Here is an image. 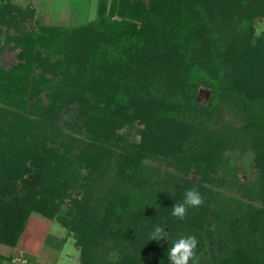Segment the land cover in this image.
<instances>
[{
    "label": "trees",
    "instance_id": "16d2710c",
    "mask_svg": "<svg viewBox=\"0 0 264 264\" xmlns=\"http://www.w3.org/2000/svg\"><path fill=\"white\" fill-rule=\"evenodd\" d=\"M34 14L0 0V55L17 51L0 63V244L37 213L73 233L76 264H167L189 235L196 264H264V0H100L70 26ZM232 153L255 174L240 180ZM193 188L202 206L172 216Z\"/></svg>",
    "mask_w": 264,
    "mask_h": 264
},
{
    "label": "rangeland",
    "instance_id": "374dc122",
    "mask_svg": "<svg viewBox=\"0 0 264 264\" xmlns=\"http://www.w3.org/2000/svg\"><path fill=\"white\" fill-rule=\"evenodd\" d=\"M32 1L36 5V8H34L35 14L32 23L37 27L39 25L48 24H61L70 26L93 20L97 16V6L100 0H13V2L22 6L32 4ZM254 25L256 27L257 33L264 30V17L255 18ZM4 42V34H2L0 36V46L4 45ZM16 52L17 51L15 50L5 49L0 55V63L4 64L5 66H9L12 62L15 61ZM208 97V90L200 88L198 92V101L205 103ZM79 117V111L75 107H71L64 112L61 121L72 122L73 120L79 119ZM131 134L132 135H130V137L131 139H133L135 137L134 132ZM231 158L232 163L237 167L236 172L240 180H247L248 177L253 176L255 174L254 171L251 169V155L249 153H232ZM36 217L42 216L37 213H32L27 221L25 233H27L29 237H32L31 233L36 232L35 235L41 238V236H43L45 233L44 227L39 226L37 230L36 228L34 230L31 229L32 224L34 222L33 219ZM45 219L46 222L44 220H42V222L44 224L49 225V221L51 225V229L49 228L50 232H52L51 235L59 237V240L61 239V237H66V241L63 244L60 253L58 254V261L56 264H76V261L79 256V249L75 245V237L73 233L68 232V230L64 226H62L58 221L54 219ZM38 239L39 238L34 237L33 240ZM23 240L24 239H22L21 237L19 240V244L22 243ZM60 242L62 241L60 240ZM10 249H12V247H7L3 244H0V253L5 256H11V253H14V251H23V249L21 248H16L13 250V252ZM25 254L28 256L26 252ZM31 260L34 261L33 259ZM167 264H170V261H168Z\"/></svg>",
    "mask_w": 264,
    "mask_h": 264
},
{
    "label": "clouds",
    "instance_id": "9594fccd",
    "mask_svg": "<svg viewBox=\"0 0 264 264\" xmlns=\"http://www.w3.org/2000/svg\"><path fill=\"white\" fill-rule=\"evenodd\" d=\"M203 197L195 189L186 190L182 203H176L172 206L171 215L179 220H183L189 208H198L203 204ZM165 237V229L161 226H155L154 232L150 236V240H161ZM197 239L194 236H181L177 238L168 251V259L170 264H189L192 261L196 264L195 248Z\"/></svg>",
    "mask_w": 264,
    "mask_h": 264
},
{
    "label": "crops",
    "instance_id": "0c3cea01",
    "mask_svg": "<svg viewBox=\"0 0 264 264\" xmlns=\"http://www.w3.org/2000/svg\"><path fill=\"white\" fill-rule=\"evenodd\" d=\"M32 5L34 8H36L34 2L32 1ZM30 218V216H29ZM28 218V219H29ZM42 220H46L43 216L42 217H36L33 219V224L31 229L36 230L39 228V226L44 227V235L41 236V238L37 235H35L36 232H32V237H29L27 233H22L21 237L24 239L22 243L17 244L16 247H13L12 252L16 248L23 249V252L25 251L28 254V257L34 260V262L38 264H56L58 261V254L60 253V250L62 249L63 244L66 241V237H61V241L58 239L59 237H55L54 235H51L52 232H50L51 225L48 221V224H44ZM31 221V220H30ZM46 222V221H45ZM27 224V223H26ZM34 225V226H33ZM38 225V226H37ZM50 228V229H49ZM39 238L38 240H33L34 237ZM24 252V253H25ZM9 253V252H8ZM12 254V253H11Z\"/></svg>",
    "mask_w": 264,
    "mask_h": 264
},
{
    "label": "built area",
    "instance_id": "2783aa9c",
    "mask_svg": "<svg viewBox=\"0 0 264 264\" xmlns=\"http://www.w3.org/2000/svg\"><path fill=\"white\" fill-rule=\"evenodd\" d=\"M11 264H38L34 263L23 251H14L11 257Z\"/></svg>",
    "mask_w": 264,
    "mask_h": 264
}]
</instances>
